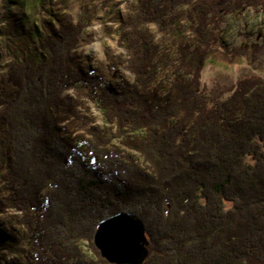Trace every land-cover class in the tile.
Segmentation results:
<instances>
[{
	"label": "trees",
	"instance_id": "trees-1",
	"mask_svg": "<svg viewBox=\"0 0 264 264\" xmlns=\"http://www.w3.org/2000/svg\"><path fill=\"white\" fill-rule=\"evenodd\" d=\"M169 1L172 9L189 4ZM244 2L264 10V0H235L233 11ZM199 12L195 31L202 49L178 48L173 92L164 107L155 109L135 92L100 89L95 98L109 128L90 131L93 149L105 162L119 159L121 180L106 182L77 155L68 159L59 137L53 101L62 92L61 59L75 35L44 38L39 63L17 65V95L2 102L10 171L28 211L45 193L40 247L59 252L56 264H110L93 238L99 222L119 212L144 225V264H264V78L240 80L225 99L208 98L199 63L209 56L222 16L210 0H201ZM113 139L146 165L119 148L107 149ZM1 153L0 146V165ZM34 253L30 263L44 264Z\"/></svg>",
	"mask_w": 264,
	"mask_h": 264
},
{
	"label": "rangeland",
	"instance_id": "rangeland-1",
	"mask_svg": "<svg viewBox=\"0 0 264 264\" xmlns=\"http://www.w3.org/2000/svg\"><path fill=\"white\" fill-rule=\"evenodd\" d=\"M210 1L222 21L208 58L199 63L200 84L209 99H225L240 80L264 78V10L244 2L233 11L235 0ZM200 4L189 0L185 7L172 9L169 0H0V264H31V251L44 264H56L60 257L57 250L40 247L45 193L38 207L28 211L16 196L18 183L10 171L12 150L2 102L17 95V65L25 59L39 63L44 38L64 41V32L75 35L61 59L62 92L53 101L59 137L69 149L68 159L77 155L106 182L121 180L119 159L105 162L93 149L90 131L109 128L95 98L100 89L135 92L155 109L164 107L173 92L178 48L202 49L195 31ZM116 148L144 163L113 139L107 149ZM82 247L92 255L86 244Z\"/></svg>",
	"mask_w": 264,
	"mask_h": 264
},
{
	"label": "water",
	"instance_id": "water-1",
	"mask_svg": "<svg viewBox=\"0 0 264 264\" xmlns=\"http://www.w3.org/2000/svg\"><path fill=\"white\" fill-rule=\"evenodd\" d=\"M93 243L110 264H143L148 258V239L142 221L121 212L99 222Z\"/></svg>",
	"mask_w": 264,
	"mask_h": 264
},
{
	"label": "bare ground",
	"instance_id": "bare-ground-1",
	"mask_svg": "<svg viewBox=\"0 0 264 264\" xmlns=\"http://www.w3.org/2000/svg\"><path fill=\"white\" fill-rule=\"evenodd\" d=\"M119 213H121V212H119ZM128 213V212H127ZM118 214V213H117ZM115 215V214H114ZM111 217V216H110ZM147 237V236H146Z\"/></svg>",
	"mask_w": 264,
	"mask_h": 264
}]
</instances>
